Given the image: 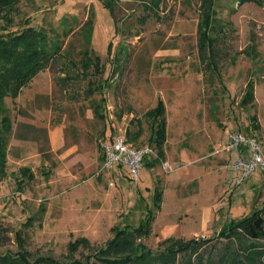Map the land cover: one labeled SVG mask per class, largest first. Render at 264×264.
I'll return each mask as SVG.
<instances>
[{"label":"rangeland","instance_id":"obj_1","mask_svg":"<svg viewBox=\"0 0 264 264\" xmlns=\"http://www.w3.org/2000/svg\"><path fill=\"white\" fill-rule=\"evenodd\" d=\"M241 1L218 0L214 9L222 83L198 61L202 0H20L9 22L0 16V36L30 26L61 49L15 99H4L12 131L0 177V256L27 254L29 264L41 256L76 264H264V237L229 228L256 211L264 217V168L237 184L233 164L249 150L230 148L238 133L264 157V0ZM90 14L84 69L81 27ZM248 81L255 100L242 105ZM160 100L166 142L157 157V125L145 113ZM95 105L106 108L105 119ZM138 129L130 141L126 132L135 137ZM118 131L156 155L145 159L137 184L115 174L110 187L101 146ZM23 167L32 180L22 178ZM147 210L150 234H136L114 254L115 231L137 227Z\"/></svg>","mask_w":264,"mask_h":264},{"label":"trees","instance_id":"obj_2","mask_svg":"<svg viewBox=\"0 0 264 264\" xmlns=\"http://www.w3.org/2000/svg\"><path fill=\"white\" fill-rule=\"evenodd\" d=\"M19 1L20 0H0V16L6 18L7 22H9L10 19L8 18V14L15 10ZM202 1L203 9L200 22L201 25H199L197 29V48L199 50L198 61L200 66H203L204 73L209 77H214L219 75V65L216 59L217 54L215 53L216 49L214 48V37L217 36V32L215 30L216 28H221V25H219L218 19L215 16L216 13L214 10L218 0ZM250 1L252 0H242L241 2L245 3ZM103 3L109 10L110 14H113V10L111 8L112 3ZM92 18L93 16L90 14L88 21H86L81 27L82 38L84 39L85 43L84 57L87 61L84 69H86V66H89V53H92V49L90 47ZM221 31L222 30H219L218 32ZM60 50L61 49L59 45L55 44L54 41H50L45 30L36 29L30 26L19 33L0 36V113L2 114V118L0 120V177L5 175L7 141L8 135L12 131L10 119L4 109V99L7 97L15 99L20 94L23 87H26L39 72L45 70L49 66L52 59L60 53ZM94 58L96 63L100 61L98 56ZM96 67L98 68L99 65H96ZM253 102L254 84L250 81L246 85L245 94L241 103L242 105H245L247 103ZM104 110L105 113L102 112L103 108H101V105L94 106V114L103 119H105L107 112L106 108ZM103 114H105V116ZM145 114H149V116H151V121L154 123V125H157V130L153 135L154 142L151 141V143L154 145V148L157 151V157H161L163 153V147L166 142L164 103L161 100L158 101L156 106L153 109L148 110ZM130 134L131 133L126 132V135L130 138V141L134 142L142 134V129H138V131L133 134L135 137H131ZM111 136L112 135H110V137ZM109 138L108 140L110 141L112 138ZM103 159L104 157L102 155V162ZM21 176L23 179H33V175L27 168L21 170ZM160 199V194L157 193V205L160 202ZM156 208H158V206ZM261 210H263V208ZM29 219L32 220L31 218ZM29 219L28 222L30 221ZM152 219L153 213L150 210H147L146 216L140 220L137 227L130 228L129 226H125L124 229L116 230L114 238L109 242L110 244H113L112 248H114V254H119L120 251L125 252L127 247H131V245L134 243V236L136 234L139 236V238L149 235ZM28 222L25 224H29ZM235 227L245 228L247 235L254 241L264 237V217L259 213V211L253 212V214L250 217L245 218L243 222L232 225L229 228ZM179 242L180 241L174 243L172 242V244L176 246L179 244ZM68 250L71 252V254H74L77 251L74 249V245L72 243L68 245ZM26 255L27 254H22V259L20 261H15L16 258L11 257L10 255L0 256V264H29ZM76 262L77 261L62 263L56 261L52 257L41 256L33 264H76Z\"/></svg>","mask_w":264,"mask_h":264},{"label":"built area","instance_id":"obj_3","mask_svg":"<svg viewBox=\"0 0 264 264\" xmlns=\"http://www.w3.org/2000/svg\"><path fill=\"white\" fill-rule=\"evenodd\" d=\"M108 112H111V109ZM230 142V148L238 150L242 145H246L249 150L247 159L236 158L233 164V168L239 173L236 183L240 184L256 168H264V157L255 140L245 139L241 134L235 133L231 135ZM101 148L104 157L102 171L111 175L108 183L110 187L114 186L111 173L115 170L127 171L129 181L132 184H137L145 159L150 155H155L153 149L148 145L132 146L122 131L113 135L112 139L102 144Z\"/></svg>","mask_w":264,"mask_h":264},{"label":"crops","instance_id":"obj_4","mask_svg":"<svg viewBox=\"0 0 264 264\" xmlns=\"http://www.w3.org/2000/svg\"><path fill=\"white\" fill-rule=\"evenodd\" d=\"M228 62H230L231 63V60L229 59V61ZM207 75V74H206ZM209 75V74H208ZM219 76V77H218ZM214 77H216V79H219V82L220 83H222V75H221V70H219V75H216V76H214ZM208 78L209 79H211L212 77H209L208 76ZM248 82H250V81H248ZM247 82V83H248ZM252 82V81H251ZM254 100H255V93H254ZM109 140H107V142H108ZM155 155H156V153H155ZM6 162H7V159H6ZM103 163V162H102ZM24 168H26V167H23V168H21L20 170H19V172L22 170V169H24ZM30 170V169H29ZM31 172V171H30ZM127 173V171H125V170H122V171H119V170H115L114 172H112L111 174H112V178H114V175L115 174H117V176H119V177H122V179H124V178H126V176H127V179L129 180V176L126 174ZM104 174H106V175H108V177L110 178L111 177V175L110 174H108V173H104Z\"/></svg>","mask_w":264,"mask_h":264}]
</instances>
